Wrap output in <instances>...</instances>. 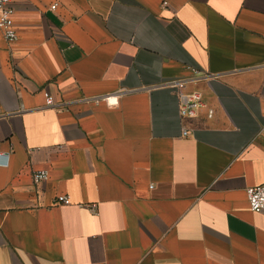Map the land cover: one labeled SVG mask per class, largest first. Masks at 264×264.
Wrapping results in <instances>:
<instances>
[{
    "label": "crops",
    "instance_id": "0c3cea01",
    "mask_svg": "<svg viewBox=\"0 0 264 264\" xmlns=\"http://www.w3.org/2000/svg\"><path fill=\"white\" fill-rule=\"evenodd\" d=\"M12 6L0 264H264L247 197L264 184V0ZM173 80L202 95L195 117Z\"/></svg>",
    "mask_w": 264,
    "mask_h": 264
},
{
    "label": "built area",
    "instance_id": "2783aa9c",
    "mask_svg": "<svg viewBox=\"0 0 264 264\" xmlns=\"http://www.w3.org/2000/svg\"><path fill=\"white\" fill-rule=\"evenodd\" d=\"M13 0H0V30L3 32L4 37L10 43L15 42L18 39V32L16 29L14 14L15 9L12 6ZM166 5V3H165ZM58 4L52 6V10H56ZM170 87L176 90L177 97L180 102V113L182 117H195L200 108H202V95L199 92L186 93V82L183 80H173L168 83ZM47 106L56 107V101L54 97L49 93H45ZM110 99L109 97L106 99ZM213 115V112H209V117ZM185 136L188 132L184 133ZM10 153H0V158H5L2 165H7ZM49 174L46 171H38L33 174V179L36 184H42L47 181ZM247 197L250 210L254 213L264 214V184L255 187H250L247 190ZM57 205H70L71 200L68 196H60L56 199Z\"/></svg>",
    "mask_w": 264,
    "mask_h": 264
}]
</instances>
